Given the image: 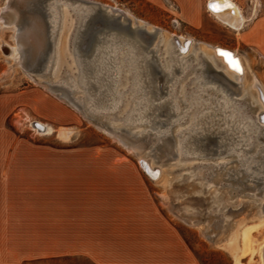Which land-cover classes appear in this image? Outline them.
Here are the masks:
<instances>
[{"label": "rangeland", "instance_id": "1", "mask_svg": "<svg viewBox=\"0 0 264 264\" xmlns=\"http://www.w3.org/2000/svg\"><path fill=\"white\" fill-rule=\"evenodd\" d=\"M94 1L128 10L141 23L147 22L149 26L158 27L168 34L200 41V46L193 44L187 51L184 50V54L189 53L198 65L203 60L199 57L203 44L236 50L246 70L243 79L234 69L227 68L220 58L217 57L215 64L205 55L209 67L207 72L213 82L225 84L228 92L242 99L240 110L249 118H256L259 112L264 111L259 87L251 85L257 77L264 89V56L243 36L249 24L264 12V0H235L246 16L241 30L221 23L206 9L202 13L203 23L193 26L184 20L178 0ZM61 3L60 7H63ZM8 4L9 0H0V15ZM33 8L41 12L40 5ZM68 33L67 29L62 34L63 41ZM17 35L18 27L16 29L0 21V93L13 97L10 122L15 134L28 143V147L24 146L28 148L26 152L119 155L122 157L120 163H125L126 167L120 175H94V178L102 180L115 178L120 184L119 187L108 184L92 187L93 192L88 194L85 206L93 209L87 210V218H64L63 221L58 218V222L70 225L59 226L58 230L52 228L49 233L38 232L32 224L24 234L12 227L6 232V228L0 226V264H264V183L261 177L248 174L250 180L246 185L249 189H243L239 185L241 170L236 154L186 158L177 154L172 143L165 140L161 141L162 155H155L152 144L145 138L137 137L148 125L126 120V114L132 112L136 102L134 92L128 87L130 81L126 78L119 86L122 92L128 87L123 94L121 108L114 114L90 116L86 105L90 116L87 118L62 99L67 97L62 89L60 94L55 93L40 82L52 80L51 74L44 76L39 73L45 64L44 57L37 66L30 67L28 62L22 65L9 53L8 45H16ZM161 36L158 51L168 63L165 37ZM67 43L63 46L69 49L68 58L60 74L65 80L69 79L66 69L74 75L77 69L71 43L70 47ZM43 44L39 39L35 43L37 49ZM41 63L42 66L38 67ZM213 67L227 79L239 83L241 89L235 91L229 80L218 77ZM31 72L38 81L31 76ZM125 75L128 77V69H125ZM195 75L196 70L193 69L181 80L179 94L187 86L191 89L196 85ZM81 94V91L75 93L76 96ZM193 115L194 111L187 121L177 123L173 130L177 133L178 129L188 125ZM38 120L53 125L54 133L45 135L39 132L32 125ZM261 124L264 125V121ZM62 129L71 132L67 138L59 135ZM258 147L264 150V142ZM140 153L165 166V175L161 179L155 180L145 171L139 161ZM171 156L176 157L170 160ZM229 158H234L230 160L231 164L223 172L214 173V179L206 177L203 167L193 169L194 165H201L202 162L216 163ZM253 165V168L257 167L255 162ZM200 185L205 186L204 189ZM188 217L189 220L194 218L195 222L187 221ZM72 223L78 225L71 226Z\"/></svg>", "mask_w": 264, "mask_h": 264}, {"label": "bare ground", "instance_id": "2", "mask_svg": "<svg viewBox=\"0 0 264 264\" xmlns=\"http://www.w3.org/2000/svg\"><path fill=\"white\" fill-rule=\"evenodd\" d=\"M29 1L9 0V4L0 15V21L5 25H13L16 29L18 27L19 36H16V45H8V49L9 53L16 57L22 65H27L25 62H28L30 67L38 65L37 56L44 46L37 49L35 45L37 39L42 44L46 43L48 38L52 40V47L44 58L45 64L39 71L44 76L51 74L52 80L44 82L39 80L46 88L59 94L62 89L63 94L67 95V99L64 97L62 99L68 101L88 118L91 115L114 114L118 111L123 104V94L129 87L134 92L136 102L132 112L126 114V120L148 125L138 133L137 137L148 140L152 144V149L156 143L167 140L172 143L177 154L182 156H209L211 154H208L203 147L200 137L205 133H212L217 137L215 143L218 151L214 155H218V153L220 155L236 154L235 159L239 164L241 160H245L248 168L247 173L251 175L250 173L255 172L257 175L254 177H261L264 183V150L262 147L257 148L258 144L264 142V125L261 124L264 121V111L259 112L256 118H253L254 120L249 118L240 110L239 105L243 102L242 99L236 98L232 92H228L225 84L213 82V78L207 72L209 67L205 55L215 64H217V57L220 58L227 68L234 69L243 79L246 70L243 59L236 50L209 43L203 44L200 48L201 54L199 53V57L203 60L198 65L189 53L184 54V50L187 51L193 44L200 46L202 44L200 41L184 35L168 34L158 27L149 26L146 22L145 27H149L150 31L155 32V37L151 42L145 44L134 37L120 36L111 32L102 37L95 53L86 57L80 54L75 41L83 25L97 7L95 4L84 0H48L46 12L49 25L46 29V24L41 18L28 16L27 21L23 20L22 8L27 6ZM25 2L28 3L23 6ZM60 2L63 7H60ZM105 6L111 12L114 8L124 11L120 8ZM207 8L217 20L235 30H241L245 24L246 16L242 6L235 0H207ZM117 10L116 12L119 13ZM124 12L133 18V25L138 24L137 17H134L128 10ZM72 13L74 14L72 15ZM67 29L69 33L63 41L62 34ZM161 35L165 37L168 63L164 61L161 52L158 51L162 40ZM67 41L68 47L71 43L74 64L77 69L75 75L66 69L69 79L65 80L60 74L61 69L65 68L68 58L69 49L63 46V43L66 44ZM221 51L231 54L232 59L237 62L236 67H233L227 56L220 54ZM42 63L38 67H41ZM213 68L219 74L218 77H225L220 74L221 71ZM125 69L129 70L128 77L125 75ZM193 69L196 70V85L191 89L187 86L183 93L179 94L181 80ZM33 72H31L32 77H34ZM160 76H164V88L167 90L162 95H160ZM125 78L130 82L127 89L122 92L119 86L123 80H126ZM225 78L227 79V77ZM155 80L157 84L159 82L158 85ZM36 81L38 80L36 79ZM229 83L235 91L241 89L239 83H234L231 80ZM251 85L259 87L261 98L264 100V89L257 77L253 79ZM76 91H81L82 94L76 96ZM86 105L89 108L90 116L85 109ZM193 111L191 122L178 129L176 133L173 127L177 123L187 121ZM36 122L42 125L43 129L37 127L42 134L54 133L53 125L38 120L33 121L34 127H36ZM99 127L111 134L102 126L99 125ZM70 133L69 130L62 129L59 135L67 138ZM175 133L177 136L174 135ZM169 134L172 138H168ZM114 138L117 139V136ZM121 139L123 141V138ZM128 149L131 150L130 147ZM249 152L251 155H248ZM233 159L219 160L214 164L218 166ZM139 161L145 171L155 180H159L165 175V166L155 162L151 156L140 153ZM258 161L260 164L254 169L253 164ZM262 205L264 206V202ZM261 212L263 213V211ZM193 219L189 220L188 217L186 220L192 223V221L195 222Z\"/></svg>", "mask_w": 264, "mask_h": 264}, {"label": "crops", "instance_id": "3", "mask_svg": "<svg viewBox=\"0 0 264 264\" xmlns=\"http://www.w3.org/2000/svg\"><path fill=\"white\" fill-rule=\"evenodd\" d=\"M178 1L184 20L200 26L203 11H208L207 0L206 4L205 0ZM243 36L264 56V12L249 24ZM13 109V97L0 93V226L6 232L12 227L24 234L32 224L38 232L49 233L52 228L58 230L59 226L70 225L58 222V218L62 221L87 218V210L93 209L85 206L92 187L103 184L119 187L120 184L115 178L102 180L94 175L124 173L126 165L120 163L122 157L26 152L28 148L24 146L28 147V143L15 134L10 122Z\"/></svg>", "mask_w": 264, "mask_h": 264}, {"label": "water", "instance_id": "4", "mask_svg": "<svg viewBox=\"0 0 264 264\" xmlns=\"http://www.w3.org/2000/svg\"><path fill=\"white\" fill-rule=\"evenodd\" d=\"M88 1L92 4H95L97 7L93 11V13L90 15V17L87 19L86 23L83 25L77 39L76 44L80 51V54L86 57H90L95 53L96 47L98 43L101 41L102 37H105L104 35H107L111 32L116 33L120 36H130L134 37L137 40L142 41L143 43L147 44L153 40L155 37V32L150 31L149 27H145L147 24L141 23L139 20H136V22L139 24L133 25L132 20L133 18L125 13L122 10L113 9V12L109 11L108 7L105 5H102L101 3H95L92 0H84ZM48 0H33L30 5H27L22 8L23 13V20L25 19L27 21L28 16H35L38 18H41L44 20V23L46 24V29H48V21H47V12H46V6H47ZM37 5H40L41 12L35 10L33 7H36ZM119 11L118 12H116ZM24 21V22H26ZM52 47V40L47 39L46 43L43 47V49L40 51L39 55L37 56L36 62L38 63L41 58H45L49 49ZM30 58V55H29ZM160 95L165 94L167 90L164 88V76H160ZM35 126L39 129H43L41 124L38 122L35 123ZM177 136V134H174ZM168 138H172L171 134H169ZM203 147L207 151L208 154L214 155L218 149L216 145V136L212 133H205L200 137ZM162 144L156 143L153 145V149H155L154 154L155 155H162ZM176 156H171L169 158L170 160L175 158ZM186 158H190L189 156H183ZM231 164V161H228L225 165H215L212 162L208 163H202L201 165H194L193 169L200 167L204 168L206 171V177L209 179H214V173L217 175L219 172H223L226 170L227 166ZM260 161L255 163V166L259 165ZM254 167V165H253ZM216 168V170L214 169ZM238 168L241 170L239 176V181L241 184H239L243 189H247L248 187L246 185V182L249 181L248 176V168L246 166L245 160H241V163L239 164ZM256 169V167L254 168ZM253 176H256L257 174L255 172L252 173ZM233 179V182L237 181L236 178H230ZM226 178V179H227ZM232 182V183H233ZM231 183V184H232ZM201 186V185H200ZM203 189L205 186H201Z\"/></svg>", "mask_w": 264, "mask_h": 264}, {"label": "snow or ice", "instance_id": "5", "mask_svg": "<svg viewBox=\"0 0 264 264\" xmlns=\"http://www.w3.org/2000/svg\"><path fill=\"white\" fill-rule=\"evenodd\" d=\"M220 54H221L222 56H227V57L229 58V62L233 65V67H236L237 62H236L234 59H232V56H231L230 53L225 52V51H221Z\"/></svg>", "mask_w": 264, "mask_h": 264}]
</instances>
